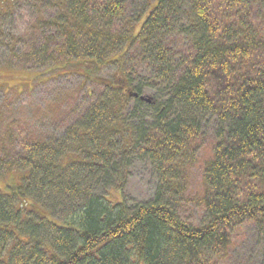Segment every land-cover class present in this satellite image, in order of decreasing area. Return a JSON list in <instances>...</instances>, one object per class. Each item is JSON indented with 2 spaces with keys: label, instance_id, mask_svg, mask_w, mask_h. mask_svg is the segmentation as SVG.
<instances>
[{
  "label": "trees",
  "instance_id": "16d2710c",
  "mask_svg": "<svg viewBox=\"0 0 264 264\" xmlns=\"http://www.w3.org/2000/svg\"><path fill=\"white\" fill-rule=\"evenodd\" d=\"M70 4L75 11L79 5L83 42L76 44L71 33V47L78 49L54 70L69 67L96 79L123 105L133 99L135 107L124 111L132 116L128 134L142 152L149 144L143 155L167 184L165 194L191 200L204 217L194 225L177 209L179 202L159 195L133 208L113 204L91 185L96 176L115 172L103 158L90 166L77 161L83 165L71 172L33 166L25 180L0 188V264H225L248 224L264 250V0ZM84 10L96 22L128 14L136 21H126L121 35L113 34L114 25L98 32ZM112 64L117 72L102 77L99 70ZM104 106L87 113L86 129H97L91 122L120 104ZM204 149L203 191L188 197L187 168L196 167ZM30 156L34 162L37 154ZM10 203L14 209L7 213Z\"/></svg>",
  "mask_w": 264,
  "mask_h": 264
},
{
  "label": "rangeland",
  "instance_id": "374dc122",
  "mask_svg": "<svg viewBox=\"0 0 264 264\" xmlns=\"http://www.w3.org/2000/svg\"><path fill=\"white\" fill-rule=\"evenodd\" d=\"M70 3L73 0H0V188L5 190L7 183H18L24 176L25 180L33 166L41 170L50 164L56 169L67 166L71 172L73 167L75 170L83 165L77 161L90 166L91 163L98 165L96 159L103 158L114 164L115 172L96 176V182L91 185L95 193L108 196L113 204L124 202L133 208L158 195L163 200L173 198L165 194L167 184L149 157L143 155L150 151L149 144L143 145L142 152L137 137L128 134L133 132L129 127L132 116L128 113L135 107V101L130 99L121 104L113 91L94 82L97 81L94 78L90 81L76 70L71 72L69 67L54 70L60 63L73 59L67 54L78 49L76 45L71 47V33L76 44L83 42L82 16L77 13L79 5L75 11ZM137 4L139 6L140 2ZM85 13L98 32L114 25L113 34L121 35L126 21L130 24L136 21L135 15L128 14L124 19L115 17L114 22H96L93 13ZM117 70L118 64H112L102 67L99 73L107 78ZM117 103L120 106L112 110L111 115L91 122L97 129H86V122L90 123L85 120L87 113L100 104L105 105L101 110L106 111ZM126 110L129 112L124 113ZM134 127L138 130V126ZM36 154L34 162L30 161V155ZM208 157V149H204L203 156L195 162L196 167L187 164L190 171L188 197L203 191L202 170ZM68 165L71 166L68 168ZM180 198H173L179 202L177 209L198 225L204 217V209ZM27 208L25 203L20 211ZM13 209L10 203L5 211ZM54 217L64 220L57 212ZM252 227V224L242 227L244 241L232 251L225 264H261L264 260V250L255 242Z\"/></svg>",
  "mask_w": 264,
  "mask_h": 264
}]
</instances>
